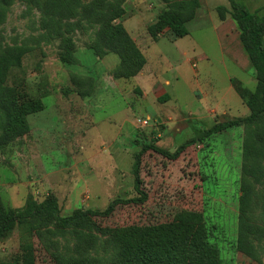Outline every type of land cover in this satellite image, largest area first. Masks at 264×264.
I'll use <instances>...</instances> for the list:
<instances>
[{"label": "rangeland", "instance_id": "1", "mask_svg": "<svg viewBox=\"0 0 264 264\" xmlns=\"http://www.w3.org/2000/svg\"><path fill=\"white\" fill-rule=\"evenodd\" d=\"M23 1L15 2L0 26V49L27 44L33 51L7 84L23 85L45 109L30 115L29 133L0 153L2 213L25 207L29 199L54 197L68 217L138 198L134 164L144 145L159 139L157 146L174 152L218 123L251 114L239 86L254 93L258 81L237 24L218 15L219 6L229 8L228 0H199L194 20L168 28L158 42L148 27L181 0H113L115 9L98 25L86 17L92 0H85L79 16L64 23V30L73 27L66 36L73 41L75 64L62 62V40L39 41L41 13L35 7L29 12ZM238 1L264 11V0ZM132 44L147 63L128 77L124 72L132 69L122 58ZM262 130L264 121L212 135L176 161L145 153L141 178L148 200L94 217L93 244L79 242L72 230L40 237L32 224H15L0 239V264H59V255L118 264L115 229L167 223L191 229L189 264H264V156L245 155L248 137L257 140ZM245 180L252 185L258 260L237 249Z\"/></svg>", "mask_w": 264, "mask_h": 264}, {"label": "trees", "instance_id": "2", "mask_svg": "<svg viewBox=\"0 0 264 264\" xmlns=\"http://www.w3.org/2000/svg\"><path fill=\"white\" fill-rule=\"evenodd\" d=\"M17 0H0V26L8 17L10 8ZM28 11L33 7L41 13L42 35L40 42L62 40L66 52L62 56V62L75 64L76 59L72 51L73 41L66 35L72 31V25L64 30L65 22L78 17L79 9H82L85 0H24ZM23 1V2H24ZM113 0H92L87 4L86 17L91 24H102L106 16L115 9ZM170 3V0H163ZM229 8L219 6L217 8L221 21L228 17L238 26L240 41L249 58L258 81L257 90H250L239 86V93L251 110V114L245 118L218 123L205 130L200 136L191 138L180 145L174 152L165 150L155 143L146 144L136 155L134 164L135 190L140 195L138 198L121 200L116 199L109 203L104 210H76L72 215L63 217L58 201L52 197L43 202L29 199L25 207L9 209L0 212V239L15 224H32L31 230L37 236L45 234L56 235L67 230L77 234L79 242L92 243L95 236L90 232L91 221L94 217L108 216L114 209L124 205L143 204L148 200V194L143 190L141 178L142 157L147 152L162 155L169 161L178 160L190 147L197 142H204L212 135L223 133L229 129L242 125H258L264 121V11L263 8L252 11L247 4L238 0H228ZM201 7L199 0H181L176 2L169 10L161 13L155 23L148 27V33L154 42L160 40V36L168 29L178 24L183 25L194 20L197 10ZM104 39L107 37L104 35ZM108 41V40H107ZM100 49V47H98ZM33 51L32 48L23 45L9 46L0 49V153L15 139L29 133L30 125L28 117L42 112L45 109L42 99L30 100L28 92L23 85L12 87L7 84L10 72L21 67L22 59ZM99 55H103L99 51ZM146 59L135 44L129 46L122 58L124 67L130 66L132 70L124 72L128 77L135 76L146 65ZM134 65V66H132ZM168 97L165 99V101ZM257 140L248 137L245 145V155L259 158L264 156V130L256 134ZM257 141V142H256ZM259 142V143H258ZM252 185L248 181L242 183V195L240 197L239 234L237 249L253 260H258V252L254 245L257 234L256 227L251 222L250 210L252 200ZM54 224L58 232L51 229ZM89 231V232H87ZM118 251V264H189L190 248L192 241L191 229L181 223H167L145 227H120L112 232ZM83 242V243H84ZM59 264H89L75 258L58 256ZM25 264H34L29 260Z\"/></svg>", "mask_w": 264, "mask_h": 264}, {"label": "built area", "instance_id": "3", "mask_svg": "<svg viewBox=\"0 0 264 264\" xmlns=\"http://www.w3.org/2000/svg\"><path fill=\"white\" fill-rule=\"evenodd\" d=\"M145 123L147 124L148 122L146 121Z\"/></svg>", "mask_w": 264, "mask_h": 264}]
</instances>
